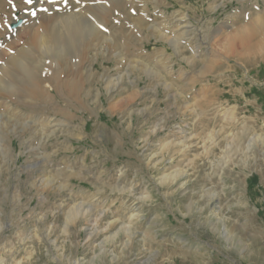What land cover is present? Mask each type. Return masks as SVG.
<instances>
[{
	"label": "rangeland",
	"instance_id": "374dc122",
	"mask_svg": "<svg viewBox=\"0 0 264 264\" xmlns=\"http://www.w3.org/2000/svg\"><path fill=\"white\" fill-rule=\"evenodd\" d=\"M157 3L143 12L149 22L177 14L194 26L178 52L148 31L139 49L126 31L118 58L105 35L101 52L86 58H94L88 98L55 108L70 119L20 108L37 122L67 119L70 132L54 115L52 125L7 124L10 94L0 87V264H264V32L248 43L232 34L264 13V0ZM81 7L0 0V64L26 38L16 22ZM62 58L48 54L44 65Z\"/></svg>",
	"mask_w": 264,
	"mask_h": 264
},
{
	"label": "bare ground",
	"instance_id": "6f19581e",
	"mask_svg": "<svg viewBox=\"0 0 264 264\" xmlns=\"http://www.w3.org/2000/svg\"><path fill=\"white\" fill-rule=\"evenodd\" d=\"M150 4H153L155 7L156 5L157 7L160 6L157 0H120L118 3H113V5L108 7H106L104 0H81L82 7L79 12H71L68 14L51 13L50 16H42L38 23L34 24L22 21L17 22V25L22 24L18 29L20 28V32L25 33L24 37L26 38L20 43L18 51L10 54L8 60H1L3 64H0V70H2L0 73H3L2 79L0 80V87L1 89H8L6 92L10 94L6 100V113H8V115H6L5 122L8 124L12 120L14 123H21L22 125L25 123L36 125L50 122V116L52 115L57 119L59 118L56 114H52L43 117L42 122H37L39 120V115L36 117L37 113L34 111L20 110L21 107L33 110L52 108L51 111L59 110L67 119H70L71 114L65 109H74L77 106L76 102H81L83 97L88 98L90 95V92H86L85 88L86 83H89L90 79L93 77L92 61L94 58L92 57L90 62L86 58L89 57L88 53L91 51L101 52L100 50H102L103 42L106 40L105 35H113L115 37V40L112 38L114 46L109 47L118 51V53H116L118 58L124 55L121 50L128 45L130 36L124 33L126 31L135 34V40L138 42V45H140L139 49L144 47L142 44L143 34L148 31V33L155 34L156 37L161 40L170 41L174 50L178 52L177 48H179L180 42L182 40H188V37L186 39L184 37L186 32L194 26L185 15L177 16V14L167 19L163 18L159 13L160 19L151 23L149 22L150 18L143 13L145 10L148 11L150 9ZM127 5L129 8H127ZM216 7L217 5L214 4L211 9H215ZM120 9H122L124 14H120L121 18L115 19L114 17L120 13ZM129 9L131 11H133V9H140L141 16L131 17L130 13L132 12H130ZM84 11L89 12L93 17L91 22L85 15L80 14ZM131 18H133V20H131ZM155 19L156 18H154V20ZM250 20L248 25H243L239 30L236 29L237 32L232 33L240 38L242 42L248 43L255 39L261 31L264 32V13H254ZM28 21H31L30 17L27 18V22ZM59 22L60 24H58ZM61 22L63 24L62 26L65 27L63 33L59 30ZM100 24L103 26L102 33L92 29V27L96 28L94 25ZM128 25H130L131 28H127ZM194 29L195 28H193V30ZM83 35L85 39L78 43L75 49L74 42H76V38ZM169 35H171V37ZM73 50L76 51V53L72 54L71 58L64 57V54H67V52L72 53ZM139 52H141V50ZM48 54L56 55L58 58L63 57L62 61L48 68L44 65L45 57ZM160 54L163 56L162 53ZM131 56L132 55H130V57ZM162 56L160 58H162ZM143 66L145 68L148 67L146 65H142V67ZM20 76L22 77L21 80H23V84L22 87L17 88L18 85L16 83ZM81 76L84 77V79H80L79 81L75 79ZM80 82L81 85L79 84ZM9 85L17 89L12 90ZM2 94L3 92L0 91V100L2 99ZM53 96L57 97V102H51ZM97 97L98 93L94 94L93 102H95ZM37 99L44 101V103H39ZM60 104L61 107L65 109H55L59 107ZM42 115L44 114L40 116ZM29 119L37 123H33ZM67 119L59 118L57 121L62 123L64 126H62V128H64L66 132H70L69 130L71 128L68 125L69 121ZM231 119L230 116V120ZM56 120L54 121L56 122ZM22 129H24L23 126L20 130ZM0 261H2V259H0Z\"/></svg>",
	"mask_w": 264,
	"mask_h": 264
},
{
	"label": "snow or ice",
	"instance_id": "6c2138e0",
	"mask_svg": "<svg viewBox=\"0 0 264 264\" xmlns=\"http://www.w3.org/2000/svg\"><path fill=\"white\" fill-rule=\"evenodd\" d=\"M28 2H29V3H31V2H32V0H28Z\"/></svg>",
	"mask_w": 264,
	"mask_h": 264
}]
</instances>
